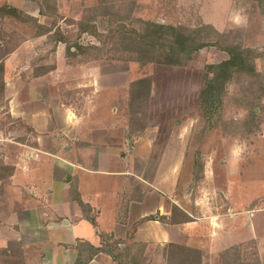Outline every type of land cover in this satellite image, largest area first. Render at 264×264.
Instances as JSON below:
<instances>
[{
  "label": "rangeland",
  "instance_id": "obj_1",
  "mask_svg": "<svg viewBox=\"0 0 264 264\" xmlns=\"http://www.w3.org/2000/svg\"><path fill=\"white\" fill-rule=\"evenodd\" d=\"M106 1L0 0V6L14 3L22 10L20 18H0V264L47 260V249L7 240L19 227L13 222L28 219L27 212L40 206L37 200L61 186L86 220L111 227L116 199L127 224L122 232L95 228L100 245L93 247L112 251L115 258L102 251L90 256L92 247L76 240L66 246V264L88 257L86 264H175L164 248L169 241H131L140 221L126 204L152 189L162 200L155 214L168 211L161 222L180 224L172 221L181 219L182 211L195 221L172 233L177 242H171L198 248L199 264H264V0ZM35 20L87 50L68 54L66 43L37 35L42 28ZM150 22L209 24L219 34L211 35L212 42L258 52L255 72L233 73L223 64L228 55L213 43L184 65L141 63L124 48L131 31L159 32ZM80 23L93 24L103 37L78 34ZM115 28L120 32L110 34ZM38 109L47 110L50 119L42 132L31 123ZM67 116L80 122L67 125ZM68 146L79 150L72 157L81 162L93 166V158V167L130 172L86 175L97 209L83 204L76 195L78 181L67 180L61 167ZM104 147L109 156L98 154ZM92 149L97 153L90 155ZM57 170L59 188L52 180ZM216 221L221 224L212 223L218 230L212 233L207 227ZM232 224L236 230L226 240L229 233L219 232H231ZM84 226L92 230L89 223ZM184 231L192 238L178 233Z\"/></svg>",
  "mask_w": 264,
  "mask_h": 264
},
{
  "label": "crops",
  "instance_id": "obj_2",
  "mask_svg": "<svg viewBox=\"0 0 264 264\" xmlns=\"http://www.w3.org/2000/svg\"><path fill=\"white\" fill-rule=\"evenodd\" d=\"M8 4V3H7ZM9 6H12L20 11H22L18 6L14 3L8 4ZM48 113L47 110L43 109H38L32 117L31 123L34 128H39L37 129L38 132L45 131L48 126V122L50 119L48 118ZM71 119L70 116H67L64 118V123H67V125L70 122H72L73 126L76 123H79V119ZM49 130V128H48ZM47 130V131H48ZM53 130V127L51 131ZM41 137V136H40ZM67 151V156H69L67 159H61L65 165H61V167H64V169L67 170L68 172V179L71 178L72 181H78V192L77 196L80 197V199L83 201V203L88 204L90 207L97 209V205L92 202L89 198L91 197L89 195V189H87L90 186L89 180H86L87 174H95V173H104L107 175H116V176H122V175H130V172L125 170H117V171H109L104 166L102 167H93L94 165V159L92 158L93 166L90 165L88 162H81V159L73 158L72 156H77L78 151H76L73 147L68 146L66 148ZM96 149H92V154H96L97 152L95 151ZM106 150H108V147H104L101 151L98 152V154L106 157L109 156L108 153H106ZM110 150V149H109ZM112 153V152H110ZM107 161V160H106ZM59 167V166H58ZM60 170V168H58ZM59 170L56 172V176L52 178L53 183H56V187H60V179H59ZM82 173H85L83 176ZM67 179V180H68ZM152 186V184H151ZM51 193L44 198L43 201L37 200V202L40 204L39 207H36L35 211L30 210L28 213V219H24L21 222H13L15 225L16 223L19 224V227L14 226L12 231H14V238H8L7 241H19L22 240V245L21 246H40L44 249H47V254L46 258L47 260L44 262L43 259H40V263L36 264H66L69 258L68 253L66 252V246L69 248L70 246H74L76 243V240H81L87 242L90 246H95L98 247L100 244V238L96 234L95 227L93 224L86 220L84 217L81 215V209L79 207V203L75 200H70L68 198V189L64 188L61 186L60 190L56 189V193H53V190H50ZM152 195V200L148 201L149 195ZM94 201V200H93ZM127 206L125 209L128 207V209H133L134 214L136 216V220L138 219L139 221L142 220V218H145L147 216H151L148 218L152 219H145L140 221V223L136 226V230L133 234V237L131 238V241L135 242H147V243H159L161 245L166 244L167 241L171 242H177L175 239L172 237V233H177L181 229V227H192V225L195 223V221H185L180 224H174V225H169L167 223H163L160 221V215L163 214H168V211L165 210V212H158V214H155V212L159 211L160 208L162 207V200L157 198H154V189L152 190H147L145 193L144 197L142 200H138V198H133L132 200H129L127 202ZM115 204V212L113 216V224L111 227H106L108 225H105L101 228L96 224L103 232H115L116 230H119V232L123 231V227H125L127 224L125 223V217H121V210L122 206H120V209L118 210L119 204L117 200L115 199L114 201ZM151 204V205H150ZM100 213V211H98ZM130 216V215H129ZM129 216L126 217V220H129ZM121 219V223L119 222L118 219ZM210 219V217H207ZM214 218V217H211ZM12 223V222H11ZM84 223H89L92 226V230H85ZM95 223H97L96 218H95ZM209 226L207 228H211L212 233L218 231L215 225H218L221 222H209ZM230 223V222H229ZM211 225V226H210ZM222 225H225V223L222 221ZM21 231L18 232V230ZM187 229V228H185ZM219 229V228H218ZM235 227L232 224L231 227V232L229 231H221L219 232L220 236L222 237L224 234H226L227 237L225 238L226 240L229 238L231 233L235 231ZM11 231V233H12ZM190 231V230H189ZM10 233V234H11ZM181 233L180 235H186L187 240L188 238H192V234L190 232L186 233L184 232H178ZM210 233L209 235L212 236L214 234ZM213 237V238H212ZM211 237V241L215 242L214 236ZM222 239V238H221ZM212 242V243H213ZM191 242L186 241L185 244L188 245ZM227 244H236V242H231L230 240L227 241ZM52 246V247H51ZM200 246H203L201 244ZM71 253H69L70 255ZM74 257V256H73ZM28 259V258H26ZM71 261V260H70ZM94 261L92 259L90 262ZM34 264V263H33Z\"/></svg>",
  "mask_w": 264,
  "mask_h": 264
},
{
  "label": "trees",
  "instance_id": "obj_3",
  "mask_svg": "<svg viewBox=\"0 0 264 264\" xmlns=\"http://www.w3.org/2000/svg\"><path fill=\"white\" fill-rule=\"evenodd\" d=\"M106 2L107 1L104 0V4H106ZM19 15H21V12L12 6H9L7 4H3L0 6L1 19L2 18L5 19L6 17L10 18L14 16L20 18ZM35 23L38 27L41 26V24H39L37 20H35ZM150 24H153L159 32L154 33L153 35H146L143 33L142 34L137 33L136 31H131L133 35L128 38V40L126 41L127 42L126 46L124 48L125 50L135 55L136 59L141 63L156 62L160 64L184 65L186 60H188L193 53L197 52L199 49L203 48L204 46L213 43L219 49L226 52L228 58L225 60L223 64L224 66L230 65L232 67L233 73H237L240 75L241 74L250 75L255 72V66L253 64V60L258 56L257 54L258 52L252 49H247V48L243 49L240 46L233 44L222 46L217 43V40H214L215 42H212L211 35L215 34L216 36H219V34L209 24H203L196 28L186 27L179 24L175 26L162 25L156 22H150ZM41 28H42L41 30H37L36 32L37 35L49 34V36L52 37L54 41L66 43L68 54L70 53L71 55L74 56L76 54H83L87 50L86 48H84L83 45L77 42L74 43L69 42V39L63 36L59 29L52 30V28L47 26H43V27L41 26ZM122 30L124 31V26H122ZM86 32H88L93 36H96V38L103 37V35L98 34L96 27L93 24L80 23V25L78 26V34H82ZM118 32L120 31H118L115 28L110 32V34L111 33L117 34ZM126 34H128V30H126ZM71 47L74 48L73 52L70 51ZM90 47H92L90 50L94 52L96 50L97 51L99 50L98 46L97 47L90 46ZM140 81H144V79H140L139 81H137V83H139ZM213 84L210 85V89L214 88ZM181 213L183 215L181 219L180 218L173 219L174 213L171 214V217L174 220L172 221V223H183L185 221L190 220L189 217L186 216L183 211ZM148 217L151 216L142 218V220L152 219ZM88 221H90L93 224V226L97 228L94 219H88ZM91 247L93 251L90 253V256L95 255L98 251H102L114 256L112 251L97 249L94 248L93 246ZM164 248L167 249L166 251L167 257L169 256L170 260L172 259V261L175 264L200 263V256L198 255L200 251L198 248L181 246L175 244L174 242L168 243L167 245L164 246ZM89 259L90 258L88 257L87 259L85 258L81 261L77 260V264H86Z\"/></svg>",
  "mask_w": 264,
  "mask_h": 264
},
{
  "label": "water",
  "instance_id": "obj_4",
  "mask_svg": "<svg viewBox=\"0 0 264 264\" xmlns=\"http://www.w3.org/2000/svg\"><path fill=\"white\" fill-rule=\"evenodd\" d=\"M68 179V178H67Z\"/></svg>",
  "mask_w": 264,
  "mask_h": 264
}]
</instances>
